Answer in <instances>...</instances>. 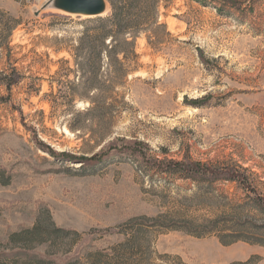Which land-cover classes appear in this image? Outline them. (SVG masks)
<instances>
[{"label": "rangeland", "instance_id": "1", "mask_svg": "<svg viewBox=\"0 0 264 264\" xmlns=\"http://www.w3.org/2000/svg\"><path fill=\"white\" fill-rule=\"evenodd\" d=\"M204 1L162 0L158 23L136 39V61L119 57L136 70L115 85L114 98L90 103L79 87L74 101L62 95L70 80L79 81L73 53L98 16L65 11L58 0H0V10L22 20L11 38L12 65L27 76L11 93L0 85V250L44 208L57 225L92 232L75 248L82 252L119 241L116 226L127 220L179 209L196 193L209 199L188 205L199 218L216 217L223 196L232 204L247 199L234 183L210 187L145 171L124 147L134 138L162 159L242 165L264 192V0H236L237 7ZM115 66L105 54V79L117 77ZM10 67L0 59V69ZM111 142L118 148L102 155ZM153 236L154 249L173 256L158 263L176 264L180 256L186 264H264L259 244L182 230Z\"/></svg>", "mask_w": 264, "mask_h": 264}, {"label": "trees", "instance_id": "2", "mask_svg": "<svg viewBox=\"0 0 264 264\" xmlns=\"http://www.w3.org/2000/svg\"><path fill=\"white\" fill-rule=\"evenodd\" d=\"M162 0H109L110 11L104 16L94 18L91 25L83 31L75 52L78 69L75 75L79 81L70 80L69 90L61 95L74 101L76 92L81 89L80 99L90 103H104L114 98L115 85H122L126 78L136 70L119 59L123 54L127 60L136 61V39L144 30H152L159 21ZM205 2L204 0H197ZM232 7L238 6L236 0H224ZM220 12L223 9H219ZM22 20L10 12L0 10V59L8 58L11 67L0 69V85L11 93L14 86L20 84L27 76L12 65L13 47L11 38ZM110 39L109 44L107 41ZM110 48V49H109ZM113 59L116 69L112 79L102 73L104 55ZM113 74V73H111ZM66 75V74H65ZM112 76V75H111ZM105 79V80H104ZM112 80L113 85L107 84ZM116 81V82H115ZM111 94L102 95L100 91L108 87ZM93 91L98 94L91 96ZM0 98H4L1 96ZM198 102V100L193 101ZM22 112V111H21ZM89 113V109L87 110ZM81 114V113H80ZM79 126L70 125L72 130ZM124 147L133 155L145 171H156L170 176L179 175L198 184L210 187L219 182L237 184L247 199L240 203H230V196H223L219 201L220 210L216 217H196L190 215L191 202L207 204V193L186 197L187 207L183 205L176 210L155 216H135L116 226L115 234L122 238L103 248H91L75 251V248L92 232H79L57 225L49 209L39 211L34 225L10 234L4 249L0 250V264H162L156 260L168 262L170 254H160L154 249V234L168 230H182L189 234L205 237L215 235L224 244L246 241L264 247V192L254 183L249 169L242 165L218 166L210 162L198 161L187 155L182 160L151 156L148 143L138 138L131 139ZM119 146V145H118ZM118 148L116 143L109 144L108 150ZM52 154L56 152L49 147ZM75 158V157H74ZM99 153L89 160L99 159ZM83 160V159H82ZM84 159L82 162L85 163ZM110 230V229H108ZM42 248V249H41ZM41 249V250H40ZM176 264H186L180 256ZM253 258L234 264H252ZM166 262V263H167ZM169 264V263H168Z\"/></svg>", "mask_w": 264, "mask_h": 264}, {"label": "water", "instance_id": "3", "mask_svg": "<svg viewBox=\"0 0 264 264\" xmlns=\"http://www.w3.org/2000/svg\"><path fill=\"white\" fill-rule=\"evenodd\" d=\"M58 6L68 12L99 16L106 9V0H58Z\"/></svg>", "mask_w": 264, "mask_h": 264}, {"label": "bare ground", "instance_id": "4", "mask_svg": "<svg viewBox=\"0 0 264 264\" xmlns=\"http://www.w3.org/2000/svg\"><path fill=\"white\" fill-rule=\"evenodd\" d=\"M106 3H108V2L106 1ZM107 9H108V5L106 6V9L104 10V12H102L101 15L106 14ZM79 14H80V13H79ZM82 15H84L85 17H92V16H93V15H91V14H85V13H83Z\"/></svg>", "mask_w": 264, "mask_h": 264}]
</instances>
